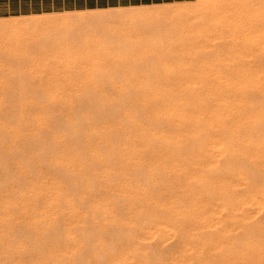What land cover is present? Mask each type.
Masks as SVG:
<instances>
[{
    "label": "rangeland",
    "instance_id": "rangeland-1",
    "mask_svg": "<svg viewBox=\"0 0 264 264\" xmlns=\"http://www.w3.org/2000/svg\"><path fill=\"white\" fill-rule=\"evenodd\" d=\"M198 2L0 0V264H264L259 50L245 61L239 57L245 50H199L216 60L239 51L237 63L247 68L248 81L224 66L203 80L181 62L163 72L162 86L142 88L141 78L114 76L102 97L113 110L102 121L72 125L85 96L79 85L90 80L78 68L75 52L83 50L38 49L40 35L51 28L64 33L79 18L78 24L103 20L116 28L157 20L164 36L186 39L190 25L213 27L218 21L207 3ZM256 5L264 7V0ZM258 17L263 26L264 13ZM62 37L53 40L67 41ZM185 51L168 52L177 63ZM223 73L228 79L220 78ZM127 81L131 94L120 101L118 87ZM70 127L84 141L74 140ZM92 128L102 129L106 142L102 138V165L87 172L72 157L86 158L80 150L91 141Z\"/></svg>",
    "mask_w": 264,
    "mask_h": 264
},
{
    "label": "bare ground",
    "instance_id": "bare-ground-1",
    "mask_svg": "<svg viewBox=\"0 0 264 264\" xmlns=\"http://www.w3.org/2000/svg\"><path fill=\"white\" fill-rule=\"evenodd\" d=\"M195 1L201 2L200 5H202V3H207L208 6H206L205 8L208 7V9H210V11L213 12V14L215 16L214 22H216V20H218V21H217V23L212 24L213 27H210V25H208V24H206L203 27H201L202 25L201 26H194V27H192L190 25L191 34L190 35L187 34L188 36L186 37V39H183L185 37L184 36V37L180 38V40H179V37L183 36L181 34H180V36L178 35L179 37L176 38V40H175V38L173 39L172 37L168 38L169 36H167V37L164 36L165 34H163V32L165 30L162 31L164 28H162L160 26V24H158V22H156L157 20L156 21L152 20L151 22H153V23H151L148 26H143L142 24H144V23H139L138 21H135V23H133V25H129L128 27L121 28L122 26L121 27L118 26L119 28H116L113 25H111V26H110V24L107 25L108 24L107 22H106V24H103L104 23V22H102L103 20H101V22H99L100 19H98L99 24L95 25V26L88 21H86V22L90 23V24H87V25L83 24V23H85V21H83L82 24L81 23L78 24V22L80 21V18H79V21L77 22L76 25H74V24L66 25V27L64 28V30H65L64 33H61V34H60V31L63 32L62 28L59 32L57 29L55 30V32L58 33L57 34L54 32V29L51 28L49 25V28H51L50 29L51 31L49 30V33H48V31L45 30V32L47 31L48 34L46 33V35L43 34V35H40L41 37L39 36L40 37L39 40L41 38L43 39V42H41L43 45H41V43L39 41H37L40 43V47L37 46L38 49L39 48L44 49V48H46V46L47 47L51 46V47H53V49L55 48V50L56 49L57 50H81V51L83 50L82 52H78L77 54L75 52V55L77 57L73 53V56H71V58L76 57L77 59H79V60H77V62L79 61L78 68L80 70V73L86 74L87 75V76L85 75L86 78L89 77V79H90L89 82H87V81L81 82L82 84H80V85L78 83V85L81 86L79 89L80 94L85 95V96L80 95L83 98L81 97L78 100L80 109L78 108L79 110H77V114L75 115L76 116L75 118H78V119H74V120L70 119V121H69L70 124L78 125L81 122L87 123L89 121H93V122L102 121V115L107 114V111L113 110V107L111 104L105 103V101L107 100L106 99L107 97L105 95H107V94H105L104 90H105V88L107 89V87H109V86L105 87L106 84H109V85L111 84L110 86H112L113 84L116 83V81L114 80L115 79L114 76H116V79H119L117 77H119L121 75L120 76L121 81H122V79H124V77L128 78V80L129 79L130 80L135 79V78L138 80V78H141V79H143V80H141L142 84H140L142 86V88H147L151 84H155V83L158 84L159 86H162L161 85L162 82L160 84H159V82L164 80V75H162L163 72H165L169 68L177 67L181 62V63H185V65L187 64L188 70L191 68H196L195 70L198 71L196 76L198 75L203 80L205 79V77H208V74L213 75V70L217 66H224L230 71L231 70L236 71L240 75V77L242 76L247 81H248V79H251L250 75L247 71V68H244L245 66L239 67L238 66L239 63H237L238 62L237 60H239L238 58L241 57L242 61H245L246 60L245 58L247 56L249 57L250 56L249 54L254 52L252 50H259L260 52H259V54H257V56L260 57L261 59L264 58V54L261 53L264 50V25L260 26V24H258V22H257V19L259 18L258 16H260L262 13H264V7H259V6L255 7V5L258 3V0H195ZM199 2L196 5H198ZM183 4H185V2H183ZM179 5L177 3V6H179ZM185 5H187V4H185ZM177 6L175 9H178ZM194 6H193V8H194ZM182 8H183V6H182ZM182 10L184 11L187 9L185 8ZM95 11L97 13L99 10H95ZM186 12L187 11H185V13ZM189 12H191V11H189ZM77 13L78 12L75 11V14L74 13L73 14L77 15ZM101 13H102V11H101ZM159 13H161V12L159 11ZM193 14H194V12H193ZM193 14H191V16H194ZM81 15H83V14H81ZM96 15L94 16L95 20L97 18ZM99 15H100V13H99ZM99 15H98V17H99ZM169 15H171V13ZM169 15H167V17H169ZM174 15H176V12L174 13ZM188 15L190 17V14H188ZM196 15H199V14H196ZM202 15H203V13H202ZM83 16H80V17H83ZM100 16H102V14ZM195 17L196 16H194L192 18H195ZM87 18H85V19H87ZM89 18H92V17L89 16ZM203 18L205 19V17H203ZM195 19H197V17ZM206 19H207V17H206ZM193 20L194 19H192V21ZM81 21H82V19H81ZM185 21H186V19H185ZM185 21H184V25L185 24L187 25L188 22L186 23ZM93 22H94V20H93ZM160 22H161V20H160ZM181 22H183V20ZM208 22H210V21H208ZM189 23H191V22H189ZM145 25H147V24H145ZM108 26H110V27H108ZM186 27H188V26H186ZM183 28H185V27H183ZM101 29H102L101 32H104L103 35H99V32H97V30H101ZM103 29H105V30H103ZM118 30L120 31V33H116V31H118ZM212 30H213V32H211ZM160 31H162V33ZM188 31H189V27H188ZM113 32H114V34H113ZM167 32H166V34H167ZM172 32L173 31H171V33ZM162 34H163V36H162ZM168 34H170V33H168ZM184 34H186V33H184ZM62 36H65L67 41H65L66 40L65 39L64 40L65 42H61V41H63L62 38H64ZM170 36H174V35L170 34ZM59 37L60 38L62 37V38L60 39ZM174 37H176V36H174ZM210 37H212V39ZM25 38H27V37H25ZM54 38H56V39L59 38V40H61V41L57 40L55 43V41L53 40ZM79 40H80V42H79ZM10 41H12V40H10ZM36 45H39V44H36ZM220 45H222V47L226 50H245V51L240 52L241 56L238 55V54H240L239 51H236L234 54L227 56V58L223 57L219 60L210 59L207 57H202V55H200L201 53L199 52V50H212L214 48H217V46L220 47ZM15 46H14V48H15ZM19 49H21V48H19ZM91 50H93V51L94 50H101V53H103V56L99 55L98 51L96 53L95 51L93 52ZM166 50H168V51L169 50H182V51L188 50V51H185L182 55H180V60H179V62L176 63L174 61V56H176V55L170 54ZM22 55L23 54H21V56ZM24 57H25V55H24ZM14 59L16 60V58H14ZM15 60H14V63H15ZM24 60H25V58H24ZM72 60H74V59H72ZM242 64H245V63L242 62ZM106 66H108V67L111 66L112 68L110 67L111 68L110 70L112 72H109V68H106ZM73 68H74V65H73ZM79 70H76V71L79 72ZM181 70H183V69H181ZM185 71H186V69H185ZM192 72H193V69H192ZM77 74H79V73H77ZM109 74H111L113 76H110ZM223 74H221V76H220L221 79L226 78L227 74H224V75ZM57 76H59V74L58 75L56 74V77ZM52 78H54V77H51V80H52ZM72 78H74V77H72ZM22 79H23V77H22ZM226 79H228V78H226ZM253 80H254V78H253ZM118 83H122V82H118ZM127 83H130V82L127 81ZM127 83H123V86L121 88L118 87L121 85L114 86L115 88L118 87V90L121 91L122 97H121L120 101H122L123 99H126L129 96V94H131L130 89H132L133 86L131 85V83L130 84H127ZM195 83H196V80L190 81L188 83V86L193 87V85H195ZM78 85L76 84V86H78ZM134 85H136V84H134ZM76 89H78V88H76ZM109 89H111V88H109ZM190 91H191V89H190ZM186 92H188V90ZM186 92H184V93H186ZM119 93H118V95H119ZM188 93H190V92H188ZM109 95H110V93H109ZM181 95H183V94H181ZM181 95H180V97H181ZM102 97H106V98H102ZM177 98H179V97H177ZM82 109L87 111V114L86 115L81 114V117H78L77 115L81 113L80 110H82ZM118 109H119L118 107L117 108L115 107L116 111H119ZM63 121H61V122H63ZM70 128H72V129H70ZM70 128H69V132L75 138L74 140L77 139L76 141L79 140L81 142V140H82L81 132L79 130L77 131L76 129H73L74 127H70ZM119 128L124 129L125 126H122ZM116 129H118V128H116ZM91 130L93 133V136L90 138L91 141L88 144H86V142H82V148L83 149L80 150V153H82L84 156H86V158L85 159H78V157H76V156L72 157L73 160L75 161V163L73 162V164H75L76 166H79L80 169H82L83 171H87V172L92 168L97 169L102 165V152H101V149H102L101 147H102V143H103L102 138H104V142H106L105 137H102V129L92 128ZM87 139H89V138H87ZM82 141H84V139ZM90 183L92 184L91 186H94V187L96 186L95 177H92V180H90ZM98 202L100 204H102V201L98 200Z\"/></svg>",
    "mask_w": 264,
    "mask_h": 264
}]
</instances>
